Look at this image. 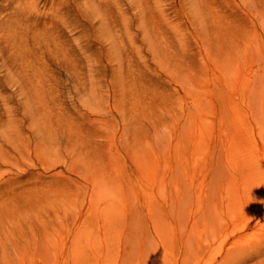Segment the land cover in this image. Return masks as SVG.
Returning <instances> with one entry per match:
<instances>
[{"label": "rangeland", "instance_id": "obj_1", "mask_svg": "<svg viewBox=\"0 0 264 264\" xmlns=\"http://www.w3.org/2000/svg\"><path fill=\"white\" fill-rule=\"evenodd\" d=\"M0 264H264V0H0Z\"/></svg>", "mask_w": 264, "mask_h": 264}, {"label": "bare ground", "instance_id": "obj_2", "mask_svg": "<svg viewBox=\"0 0 264 264\" xmlns=\"http://www.w3.org/2000/svg\"><path fill=\"white\" fill-rule=\"evenodd\" d=\"M36 1H37V0H36ZM22 2H23V1H22ZM39 2H40V1H39ZM49 5H50V4H49ZM36 7H37V6H35V8H36ZM57 11H58V10H57ZM49 27H50V26H49ZM24 52H27L26 49H25ZM28 56H29V55H28ZM31 58H32V57H31ZM31 58H30V59H31ZM10 60H11V59H10ZM27 60H28V59H27ZM29 61H30V60H29ZM1 62H2V61H1ZM18 87H20V86H18ZM24 95H25V94H24ZM28 106H29V105H28ZM15 124H16V123H15ZM10 126H11V125H10ZM14 130H15V129H14Z\"/></svg>", "mask_w": 264, "mask_h": 264}]
</instances>
